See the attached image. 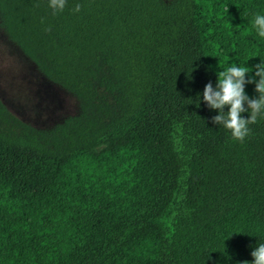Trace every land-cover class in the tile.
<instances>
[{
  "label": "trees",
  "instance_id": "obj_1",
  "mask_svg": "<svg viewBox=\"0 0 264 264\" xmlns=\"http://www.w3.org/2000/svg\"><path fill=\"white\" fill-rule=\"evenodd\" d=\"M257 14L264 0H67L57 13L0 0L9 42L78 107L42 129L0 99V264H251L264 116L240 142L202 93L233 64L254 76Z\"/></svg>",
  "mask_w": 264,
  "mask_h": 264
},
{
  "label": "rangeland",
  "instance_id": "obj_2",
  "mask_svg": "<svg viewBox=\"0 0 264 264\" xmlns=\"http://www.w3.org/2000/svg\"><path fill=\"white\" fill-rule=\"evenodd\" d=\"M0 99L35 128H50L77 111L75 99L47 81L0 29Z\"/></svg>",
  "mask_w": 264,
  "mask_h": 264
},
{
  "label": "clouds",
  "instance_id": "obj_3",
  "mask_svg": "<svg viewBox=\"0 0 264 264\" xmlns=\"http://www.w3.org/2000/svg\"><path fill=\"white\" fill-rule=\"evenodd\" d=\"M66 6L67 0H49V7L54 13L63 12ZM81 8L82 5L78 3L73 11L80 12ZM254 27L258 35L264 37V15L255 16ZM45 31H50V28H46ZM252 71L248 67L233 64L217 74L215 87L210 81L205 85L202 93L203 101L208 108L219 112L212 117L213 124L222 125L231 132L235 140L240 142L251 134L250 125L255 124L258 117L264 116V60L255 65L254 76L249 75L246 79V74ZM256 77L259 79L256 80ZM252 83L255 84V92L258 94L255 98H250L245 92V85ZM226 106L227 112L224 111ZM244 112L250 113V118H244L241 115ZM251 256L253 257L251 264H264V243L256 245ZM242 264H250V262L243 261Z\"/></svg>",
  "mask_w": 264,
  "mask_h": 264
}]
</instances>
